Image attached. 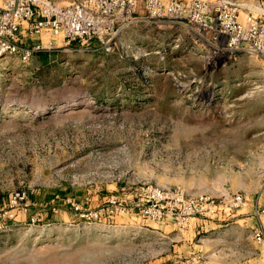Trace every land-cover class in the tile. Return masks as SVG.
Wrapping results in <instances>:
<instances>
[{
	"label": "rangeland",
	"instance_id": "obj_1",
	"mask_svg": "<svg viewBox=\"0 0 264 264\" xmlns=\"http://www.w3.org/2000/svg\"><path fill=\"white\" fill-rule=\"evenodd\" d=\"M178 5L0 55V264H264V52L226 32L264 0Z\"/></svg>",
	"mask_w": 264,
	"mask_h": 264
},
{
	"label": "built area",
	"instance_id": "obj_2",
	"mask_svg": "<svg viewBox=\"0 0 264 264\" xmlns=\"http://www.w3.org/2000/svg\"><path fill=\"white\" fill-rule=\"evenodd\" d=\"M1 1L0 55L17 57L22 63L30 61L42 48V45L23 47V30L32 35L60 33L66 40L65 46L76 43L84 47L93 42L107 46L117 35L119 22H129L141 2L154 17L167 14L169 18L181 17L183 12H180L182 5H178V0H171L166 5L163 0H76L69 5H61L57 0ZM228 18L226 32L231 35L230 47H239L241 41L247 40L252 44L248 51L256 55L264 52V24L248 16L245 28L234 13ZM243 200L241 196L234 199L238 204ZM254 237L263 243L264 230L256 229Z\"/></svg>",
	"mask_w": 264,
	"mask_h": 264
},
{
	"label": "crops",
	"instance_id": "obj_3",
	"mask_svg": "<svg viewBox=\"0 0 264 264\" xmlns=\"http://www.w3.org/2000/svg\"><path fill=\"white\" fill-rule=\"evenodd\" d=\"M62 1H64L63 3H65V0H62ZM62 3V2H61ZM26 28V25L23 27V29H25ZM26 31V30H25Z\"/></svg>",
	"mask_w": 264,
	"mask_h": 264
}]
</instances>
